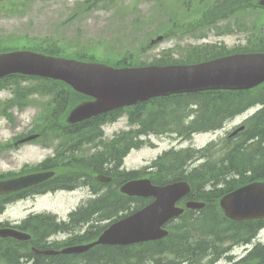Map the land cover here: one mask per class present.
<instances>
[{"label":"trees","instance_id":"obj_1","mask_svg":"<svg viewBox=\"0 0 264 264\" xmlns=\"http://www.w3.org/2000/svg\"><path fill=\"white\" fill-rule=\"evenodd\" d=\"M177 1H181L180 10L183 9L184 17L180 18V22L176 21L174 17H170L168 24L162 23V28L157 33L163 34L164 38L177 36L180 30H185V34L191 33L196 31L194 27L197 26L209 29L218 21L227 19L238 12H246L254 0H213L211 4L203 7L202 10L201 5L198 3L204 0ZM167 2L163 1L161 7L163 8ZM175 12L170 15L175 14ZM158 28L160 27H156V29ZM250 28L251 32L258 33L259 36H256L252 43H248L247 47L232 52L211 50L210 53H205L202 57L197 56L195 59L190 57L186 62L203 61L233 52L264 51V24H258V26ZM156 29H153V32ZM231 30L232 27L227 25L224 32ZM32 49L48 54L59 53L53 46L43 44ZM152 63L166 65L176 62L159 58ZM114 64L125 66L129 63L126 58H123L117 60ZM21 80H37L55 86L48 91L29 90V92L33 93L34 91L50 99V111L47 115L41 117L43 126L39 125L42 126L40 131L51 129L54 132L68 131V136L84 135L85 138L83 139L86 143L95 140L97 137L101 140L102 131L99 130V121L103 117L93 118L83 124L64 125L65 114L76 102L84 98L83 95L74 92L62 82L50 79L12 75L3 81L18 84ZM23 94L22 98L27 97L28 91ZM255 104H260L262 108L245 122L244 129L236 135L228 136L216 143L212 142L203 150L187 148L170 151L163 158H159L157 162H154L152 172L146 173V175L155 184H165L179 179L187 180L191 185V194L203 197L208 195L221 196L247 182L264 180V83L255 89L246 91H201L158 97L137 104L129 109L134 112L130 114V120L138 123L136 127L116 136L108 144L105 142L104 146L109 145L108 153L105 154L103 151L96 154L97 156L91 157L92 159L86 158L84 169L87 171L97 170L108 175L111 173L113 179L108 184L105 194H119L118 186L122 182L145 176V167L131 171L117 170L129 150L138 148L143 143L140 139L142 136L150 133L175 132L177 137L188 138L195 132L213 131L220 128L226 120ZM122 111H114L109 114L110 117L105 119L112 120L117 113ZM200 157H205V161L193 167L192 162ZM76 168L81 169L82 167L76 166ZM45 190L46 188H43L40 191ZM115 200L119 203L120 199ZM130 200L134 203V209H138L147 203L146 199L141 198H130ZM116 202L108 198L104 199L103 204H107L110 209H113ZM127 202H129L128 199ZM1 209L2 206H0ZM93 209H95V200H91L85 210L81 212L84 217L83 223H89L93 219ZM75 214L72 213L71 216L74 217ZM213 220L216 219L210 218L209 223L201 222L198 226L174 228L171 236L165 238L164 241L149 243L151 245L143 246L138 250H134L133 247H103L100 252V260L102 264H145L146 261L152 264H174L175 259L179 257L189 259L191 263H194L195 258L192 257V253L198 247L203 248L204 238L210 235L212 231L220 228L217 226V222ZM22 226L31 228L37 236L41 237L37 241L40 248L45 244L47 235L57 229L63 230L66 228L62 224H57L54 216L48 214H37L28 217L22 222ZM261 226H264V220H260L255 228ZM94 228V225H90L82 239L78 237L79 241L95 239L97 230ZM192 230L200 231L201 236L191 238L189 232ZM95 248H92L89 256L85 255L84 258H78L75 255H35V257L36 261H48L49 264H78L81 261L95 264ZM163 250L172 255L161 258L160 255ZM257 254L264 257V245H255L245 257V264H254V257Z\"/></svg>","mask_w":264,"mask_h":264},{"label":"rangeland","instance_id":"obj_2","mask_svg":"<svg viewBox=\"0 0 264 264\" xmlns=\"http://www.w3.org/2000/svg\"><path fill=\"white\" fill-rule=\"evenodd\" d=\"M163 1L168 2L162 8ZM210 1L206 0L205 4L198 3L201 5V10L202 6L205 7ZM180 7L181 1L177 0H99L96 2L94 0H0V50L27 46L35 48L43 44L53 46L58 52H62L58 56L74 57L79 60L92 58L115 63L119 59L126 58L132 64H148L164 58L169 62H186L190 57L193 59L197 56L202 57L211 50L232 52L247 47L248 40L259 36L257 33L250 32V25L253 22L256 23L257 18L264 21V13L259 12L257 17L256 14H246L239 16V20L237 16H234L231 21L239 22L240 25L245 24L248 27L246 31L234 29L232 32L222 34L221 31L226 29L222 24H216L209 29L197 26L194 27L196 31L191 33L185 34V30H180L177 36H169L150 44V40L159 35L157 32L162 28L163 22L168 24L170 17L180 22V18L184 17L183 9L180 10ZM174 12L175 14L170 15ZM156 27L160 28L156 29ZM153 29L156 30L153 32ZM37 82L39 81L21 80L17 86L13 83L0 85V173L18 172L23 166H27L25 173H30L28 168L37 166L53 153L57 154L56 148L62 152L59 155L64 154L62 150L69 152L73 147L71 141L78 139L77 136H67L61 144L56 143V140H62L61 138L47 139L48 145L45 146L41 138L19 144L4 152L1 150L5 144L16 141L19 135L29 132L38 133L43 126L41 117L50 111L49 97L41 96L33 91L32 97L26 101V104L13 105L22 101L17 97L19 94L24 95L21 94V89L48 91L55 87L52 84ZM6 86L10 87L6 88ZM13 96L16 99L8 102ZM257 108H251L246 113L228 121L219 131L195 134L187 141L177 142L168 136H147L139 148L131 150L125 156L123 166L126 169L143 168L171 148L188 146L202 148L212 140L223 138L228 131L239 125ZM133 113L126 110L117 113L112 120H105L99 129L102 131L101 140L97 137L90 143L81 144L80 148L76 149L79 150L77 155L84 156L92 153L96 155L103 151L107 154L109 145L104 146L105 142L107 144L112 142L116 136L131 129L130 125L136 127L138 124L130 120V114ZM64 134L56 131L49 136ZM16 135L18 136L15 138ZM201 161L202 159L194 162L193 165H198ZM63 171L62 168L58 169V172ZM82 195L86 196L87 191L71 197L63 193L38 196L32 203L26 201L10 206L0 215V221L11 219L13 222L24 218L29 212H46L65 218L67 212L80 203L79 199ZM209 206L213 210L216 209L215 203ZM63 237L65 236H59L60 239ZM261 237L264 239V232ZM235 242H228L225 245H233Z\"/></svg>","mask_w":264,"mask_h":264},{"label":"water","instance_id":"obj_3","mask_svg":"<svg viewBox=\"0 0 264 264\" xmlns=\"http://www.w3.org/2000/svg\"><path fill=\"white\" fill-rule=\"evenodd\" d=\"M260 3L264 5V0ZM159 39L161 37L156 40ZM15 73L60 80L75 91L92 97L70 111L68 121L73 123L158 96L252 88L264 82V52L233 54L195 64L120 68L30 50L0 53V78ZM43 177L31 174L0 182V194L29 186ZM121 191L128 195L153 196L155 200L109 227L97 241L66 248L61 253L81 252L99 243L127 244L164 236L166 232L161 225L182 212L175 207V202L189 191V186L184 181L154 186L149 179H139L125 183ZM220 205L226 216L234 220L264 218V182H252L224 195ZM187 206L198 208L202 204L189 202ZM9 234L22 239L28 237L23 233L0 230V236Z\"/></svg>","mask_w":264,"mask_h":264},{"label":"flooded vegetation","instance_id":"obj_4","mask_svg":"<svg viewBox=\"0 0 264 264\" xmlns=\"http://www.w3.org/2000/svg\"><path fill=\"white\" fill-rule=\"evenodd\" d=\"M17 141H14L12 144H5L4 147H2V151L4 152V150H10L13 147H16L18 145V143H16ZM11 176V175H9ZM5 179V178H1L0 180ZM53 181H51L52 183ZM67 186H70V183H66ZM72 186H75V183L72 184ZM35 189V187L31 186L25 189H22L20 191H15L12 193H8V194H3L0 195V199L2 201H7L11 198H14L16 196H25V200H34L35 197H33L32 195H29L33 190ZM76 189V188H75ZM74 189V190H75ZM57 192H53V194H55ZM99 204V208H102L103 206ZM102 210H99V212H101ZM112 211V210H110ZM116 211V210H115ZM114 212L110 213V215H113ZM32 214L31 212L28 213V215ZM109 216V215H108ZM19 221H13L11 222V219H7L5 221H0V228H15L17 230L20 231H24L30 234V238L26 239V240H18L12 236H5V237H0V247H3L6 252H7V257H2L0 258V264H31L34 263L35 260H33V255L34 254V248L36 245L37 240H39L41 237H36L35 235L33 236L28 228H23L21 229V227L18 224ZM49 246L53 247V248H57L56 244H52V243H47ZM70 242H64L62 246H67L69 245ZM224 249L222 251V256H219V258H223L225 259L227 262H225L226 264H235L238 260L241 259V254H239V252H234L232 254L231 250H234V246L232 244L226 246L223 245ZM245 250V249H243ZM33 251V252H32ZM209 252H207L206 254H208ZM11 255V256H10ZM10 256V257H9ZM96 259L99 261L100 260V254L96 255Z\"/></svg>","mask_w":264,"mask_h":264},{"label":"bare ground","instance_id":"obj_5","mask_svg":"<svg viewBox=\"0 0 264 264\" xmlns=\"http://www.w3.org/2000/svg\"><path fill=\"white\" fill-rule=\"evenodd\" d=\"M217 239L221 240V237L218 236ZM75 256L78 257V258H84L85 254H76ZM94 261H95L94 262L95 264H102L101 260L98 261L97 259H95ZM254 261L256 262V263L254 262V264H264V257L262 255H260V254H257L254 257ZM34 264H49V262L48 261H37V262H34ZM78 264H90V262H82L81 261Z\"/></svg>","mask_w":264,"mask_h":264}]
</instances>
